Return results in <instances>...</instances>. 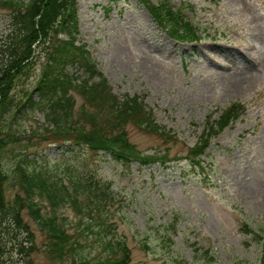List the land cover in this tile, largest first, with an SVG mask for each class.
<instances>
[{
	"label": "rangeland",
	"instance_id": "1",
	"mask_svg": "<svg viewBox=\"0 0 264 264\" xmlns=\"http://www.w3.org/2000/svg\"><path fill=\"white\" fill-rule=\"evenodd\" d=\"M4 1L0 0V66L10 45L16 44L17 58L28 47L27 41L15 37L16 7ZM170 2L177 7L175 14L181 13V23L188 18L194 21L189 33L197 34L196 43L170 36L141 0H73L76 41L90 49L92 62L116 99H135L142 106L144 119L138 114L122 122L127 138L123 151L137 158L160 156L165 162L159 157L147 165L121 163L102 150L51 141L44 137L42 126L52 124L54 131L65 123L49 122L39 108L24 110L19 120L12 118L17 127L28 130L20 141L4 148L2 162L11 171L17 157H27L31 167L44 166L53 177L70 172L109 182L113 201L123 204L121 213L117 203L109 211L117 236L129 248L126 264H263L264 0ZM31 56L10 84L14 100L34 93L36 76L45 63L42 46H36ZM67 70L84 78L75 64L67 65ZM91 79L97 80L98 75ZM33 95L37 99L36 92ZM68 95L72 105L66 123L84 126L94 135L101 133L97 137L102 138H112L118 131L106 125L92 127L94 116L89 112H96L97 120L103 113L86 91L70 88ZM206 132L211 133V142L201 157L207 163L212 158L214 168L194 172L183 156ZM6 156L15 157L9 162ZM16 192L22 193L19 186H8L5 196L10 200ZM33 198L42 213H49L47 198ZM22 212L36 248L22 258L10 246L3 264L67 260L68 254L64 259L54 255L28 209ZM56 214L70 221L67 230L72 233L80 215L68 204L58 206ZM100 249L93 242L83 253L92 256Z\"/></svg>",
	"mask_w": 264,
	"mask_h": 264
},
{
	"label": "trees",
	"instance_id": "2",
	"mask_svg": "<svg viewBox=\"0 0 264 264\" xmlns=\"http://www.w3.org/2000/svg\"><path fill=\"white\" fill-rule=\"evenodd\" d=\"M141 1L159 25L166 26L171 36L181 40L192 38L188 22L181 23L180 14L178 12L175 14L176 11L167 5L166 0ZM4 3L16 7L15 37L19 38V41H27L28 47L18 60L16 44L10 45L7 48V56L0 66V264H3L4 255L10 246L22 254V258L29 257L31 251L36 248L33 231L23 217L24 208L28 209L29 214L41 225L54 255L64 259L68 254L67 260L62 262L58 260L61 264H126L130 259L129 248L125 240L117 236L116 222L112 220L113 216L109 211L111 204L117 203L116 209L121 213L123 204L121 200L113 201L115 194L109 182L100 181L90 175L81 177L70 172L53 177L43 168L44 166L31 167V161L27 157H17L12 170L9 171L2 162V152L8 144L20 141L28 130L17 127L18 124L16 125L12 118L19 120L24 110L30 112L39 108L45 111L49 122L57 125L65 123L64 127L55 126L57 130L54 131H51L52 128L48 127V124L42 126L45 127L44 137L59 144L70 142L77 147L102 150L116 161L129 163L132 159L123 151L127 148V138L121 125L131 115L141 114V118L144 119L142 106H139L135 99H116L85 47L81 43H76L77 15L73 0H29L26 3L22 0L17 2L5 0ZM39 45L45 54V63L38 72L32 88L37 94V99L33 92H26L25 98L14 100L13 95H9L10 84L23 70V61L29 59V56L32 58V52ZM69 64L77 65L82 70L84 78H78L81 73H69L67 70ZM95 75H98V79L92 80ZM70 88L86 91L89 101H94L93 103L99 106L100 111L99 109L97 111L103 115H99L98 120L95 119L96 112H89L94 116L92 126L94 129H103L105 125L119 128L112 134V138L97 137L101 133L94 135L84 126L77 128L66 123L65 119L72 105L68 95ZM61 119L64 121L61 122ZM146 125L153 126L152 123ZM210 134L206 132L205 137L183 156L194 172L197 169L205 171L203 168L205 162L201 155L209 143ZM140 156L141 159H133H137L141 165L150 164L160 157ZM13 158L6 156V161L10 162ZM159 159L160 162L166 161L161 157ZM7 185L19 186L22 193L16 192L10 200L7 199L5 196ZM34 195L48 199L51 205L49 213L41 212V204L34 200ZM64 204L70 205L80 215L72 233L67 230L70 221L65 216H61V220L56 214L57 207ZM88 237L92 239L87 244ZM168 240L172 241L169 237ZM93 242L101 247L99 252L92 256L83 253V250L90 248Z\"/></svg>",
	"mask_w": 264,
	"mask_h": 264
}]
</instances>
